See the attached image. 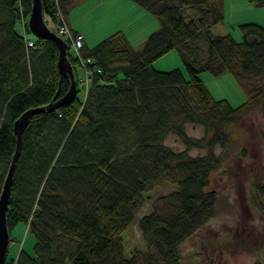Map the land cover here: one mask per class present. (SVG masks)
<instances>
[{"label": "trees", "instance_id": "trees-1", "mask_svg": "<svg viewBox=\"0 0 264 264\" xmlns=\"http://www.w3.org/2000/svg\"><path fill=\"white\" fill-rule=\"evenodd\" d=\"M32 1L0 0V193L17 150L16 122L70 88L59 70V45L35 37L31 47L17 30L21 21L31 32ZM134 1L159 19V30L141 49L122 31L95 47L85 43L80 55L91 63L83 87L69 51L77 97L29 121L7 221L11 237L18 224L27 226L34 250L22 247L6 264H183L181 246L216 214L218 193L208 187L222 166L217 147L225 153L231 128L251 113L264 116V25L243 24L238 42L212 34L225 20V0ZM250 1L264 7V0ZM42 2L53 21L59 12L67 18L77 0ZM175 49L188 74L155 68ZM204 71L232 73L247 100L233 107L216 99L200 77ZM188 125L201 127L203 137L190 136ZM171 135L183 150L166 143ZM166 185L176 189L138 221L145 247L127 257L125 232L148 194Z\"/></svg>", "mask_w": 264, "mask_h": 264}, {"label": "rangeland", "instance_id": "rangeland-1", "mask_svg": "<svg viewBox=\"0 0 264 264\" xmlns=\"http://www.w3.org/2000/svg\"><path fill=\"white\" fill-rule=\"evenodd\" d=\"M67 22L76 21V28L85 37L90 47L97 46L104 39L122 31L129 42L141 49L146 39L161 24L159 19L134 0H80L70 10ZM53 29V21L47 19ZM68 22V23H69ZM245 23L264 25V7L256 6L250 0H225V20L212 29L214 36L231 34L238 42L243 40L241 26ZM25 23L19 21L17 30L28 39H34L32 32L27 33ZM72 53V51L70 50ZM158 69L171 71L185 67L177 49L159 58ZM163 64V65H162ZM166 65V66H165ZM186 72V70H185ZM187 73V72H186ZM188 74V73H187ZM202 81L213 96L228 100L233 107L247 100L243 87L232 73L215 76L208 71L200 74ZM83 92L79 97H83ZM190 136L201 138V127L188 125ZM166 143L176 150H183L180 140L171 135ZM217 154L222 155V166L215 171L210 180L209 190L218 193L215 216L182 246L183 264H264V116L255 111L239 125L230 130V145L223 153L220 147ZM192 155H202L205 151L194 150ZM176 188L166 185L148 195L147 202L137 213V218L124 235L125 253L130 257L135 249L145 247L139 229V219L148 214L152 202L161 195ZM7 254L12 261L23 245L34 250L35 238L28 232L24 223L18 224L12 232Z\"/></svg>", "mask_w": 264, "mask_h": 264}, {"label": "water", "instance_id": "water-1", "mask_svg": "<svg viewBox=\"0 0 264 264\" xmlns=\"http://www.w3.org/2000/svg\"><path fill=\"white\" fill-rule=\"evenodd\" d=\"M29 29L35 35V37L42 39H50L55 41L59 45V70L62 77L66 76L69 78L70 88L67 94L61 99H59L57 102H53L47 106L33 108L26 111L15 124V133L17 136V150L14 155L13 162L9 169L4 186L0 193V264H6L7 262V254L11 241V234L7 221V213L9 209V202L12 193L16 165L22 149L23 135L29 125V121L34 115L40 112L55 111L59 107L69 104L70 102L74 101L78 95V86L75 77L74 66L68 57L69 45L48 26L46 22L42 0L32 1V10L29 19Z\"/></svg>", "mask_w": 264, "mask_h": 264}, {"label": "built area", "instance_id": "built-area-1", "mask_svg": "<svg viewBox=\"0 0 264 264\" xmlns=\"http://www.w3.org/2000/svg\"><path fill=\"white\" fill-rule=\"evenodd\" d=\"M53 27L54 31L68 43L69 50L78 58L76 62L79 63L81 70L80 86L83 87L88 85L90 82V71L88 66L91 63V59H85L80 55V49L85 44L84 35L74 31L67 22V18H65L61 12L57 13L56 20H53ZM34 43V40H28V45L31 47L35 45Z\"/></svg>", "mask_w": 264, "mask_h": 264}, {"label": "crops", "instance_id": "crops-1", "mask_svg": "<svg viewBox=\"0 0 264 264\" xmlns=\"http://www.w3.org/2000/svg\"><path fill=\"white\" fill-rule=\"evenodd\" d=\"M79 1H80V0H77L76 4H75V6L72 8V10L76 7V5L79 3ZM68 15H69V14H68ZM67 18H69V17H67ZM68 22H69V19H68ZM69 25H70V27L74 30V28H76V21H74L73 24H72L71 22H69ZM74 31H76V30H74ZM76 32H78V31H76ZM78 33H79V32H78ZM80 34H81V33H80ZM86 44H87L88 47H90V46L88 45V43H86ZM162 65H163V64H162ZM154 66H155L156 69H158L157 66H160V67H161V65H160L158 62H156V61H155V63H154ZM165 66H166V65H165ZM176 68H180V69H182L181 67H176ZM158 70H159V69H158ZM160 70H162V69H160ZM162 71H163V70H162ZM13 241H16V240H15V239H14V240L12 239V241H10V244H11V242H13ZM23 248L26 249V250L29 251V252H32L31 248L28 249V248L25 247V244L23 245ZM20 251H21V249H20ZM18 254H19V253H18ZM16 257H17V256H16ZM16 257H15V258H16Z\"/></svg>", "mask_w": 264, "mask_h": 264}]
</instances>
